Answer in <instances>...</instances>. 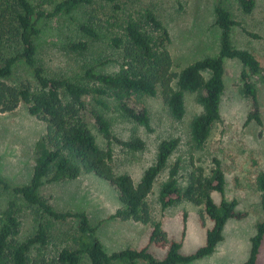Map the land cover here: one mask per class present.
<instances>
[{
	"label": "trees",
	"instance_id": "obj_1",
	"mask_svg": "<svg viewBox=\"0 0 264 264\" xmlns=\"http://www.w3.org/2000/svg\"><path fill=\"white\" fill-rule=\"evenodd\" d=\"M98 1L113 3L136 0H60L53 9L46 5L53 0H0V112H13L20 103L29 105V112L47 123L45 134L35 144V165L29 183L15 185L0 174V186L13 197L0 215V264H191L212 255L224 239L223 231L230 219H243L246 211L237 209L238 200L225 197L226 178L221 160L213 158V168L206 175L203 168L195 167L187 184L181 180L183 161H171L180 139L164 138L157 147L155 161L147 167L137 183L128 172L115 169L114 144L127 151L138 152L146 148L145 140L131 134L129 139L116 135L106 112L115 109L121 115L152 131L151 117L146 109L130 104L133 97L156 96L161 93L171 117L181 120L186 113L185 93L198 92V102L203 111L194 116L190 124L193 143L201 147L207 141L213 124L221 118V101L225 90V58L238 59L242 65L243 92L253 99L255 110L248 121L263 125L257 101V89L251 76L264 82V69L253 52L237 47L233 41V29L239 24L225 7V0H215V21L220 29V49L217 55L194 61L179 73H174L173 58L168 49L170 33L154 10L144 9L134 16L130 14L122 22L107 21L115 27L109 37V46L118 49L120 70L109 72L103 67L108 60L93 58V64L84 65L83 72L73 77L51 76L38 58L37 39L41 34L40 21L59 14H71L84 5ZM243 13H252L256 0H237ZM97 24L80 22L78 27L93 40L101 39ZM116 26H119L120 31ZM250 33V32H249ZM256 37L257 34L250 33ZM69 48L83 54L90 47L88 40L70 42ZM20 63L32 70L34 83L27 79L10 81ZM91 64V63H90ZM176 81L177 86H174ZM92 101L88 102L87 98ZM90 107L100 133L106 140L102 147L84 119L83 111ZM194 165V163L192 164ZM167 170V178L159 190L162 209L181 201L204 205V211L213 225L208 228L206 241L195 252H181L182 242L170 239L161 222L152 219L148 196L155 180ZM83 172H93L107 180L118 190L122 207L111 218L132 219L152 223L150 243L164 241L168 249L163 258H157L149 244L140 248H125L108 252L96 234L87 213L59 211L40 195V188L51 182L73 180ZM184 179V178H183ZM264 191V173L259 178ZM222 195L217 202L213 193ZM20 196L26 206H36L37 212L55 220H77L75 241L78 247L64 246L51 261L44 255L32 259L31 252L49 243L48 225L35 217L37 227L24 240L18 235L22 221ZM262 205L264 208V194ZM205 222V220H204ZM264 241V221L257 225V233L251 238V251L244 264H259L258 257Z\"/></svg>",
	"mask_w": 264,
	"mask_h": 264
},
{
	"label": "rangeland",
	"instance_id": "obj_2",
	"mask_svg": "<svg viewBox=\"0 0 264 264\" xmlns=\"http://www.w3.org/2000/svg\"><path fill=\"white\" fill-rule=\"evenodd\" d=\"M58 1L53 0V3L46 5L47 9H53ZM119 4L120 7L116 9L113 3L98 1L81 6L71 14H59L41 20L42 31L37 39L38 58L46 72L51 76L73 77L83 72L84 65H92L93 58L109 59L103 69L113 73L119 71L123 59L119 58L118 49L109 46V37L115 27L108 25L107 21L120 23L130 14L136 16L146 8L154 10L169 30L168 49L173 58L174 73H179L196 60L219 52L220 29L215 21V0H136ZM224 5L239 22L233 29L234 44L253 52L264 69V0H256L255 9L249 14L243 13L237 0H225ZM80 22L92 25L95 22L102 33L101 39L93 40L80 31ZM116 28L120 31L119 26ZM80 40L90 43L83 54L68 46L70 42ZM225 66L221 118L213 124L207 141L201 147L195 146L190 134L194 116L203 111L198 102V92L185 93L186 113L181 120L171 117L161 93L131 98V105L148 111L152 131L115 109L105 113L116 135L129 139L135 132L146 142V148L138 152L127 151L119 144L113 145L116 171L128 172L136 183L140 181L144 170L155 161L158 144L164 138L180 139L171 161L182 159L181 180L184 184H187L195 167L203 168L208 176L213 168V158L221 160L226 178L225 197L236 198L237 209L248 214L243 219L228 220L223 231L224 239L217 245L215 252L191 264H244L250 255L251 238L257 233V225L264 221V191L258 180L264 173V82L258 76H251L257 89L259 112L263 120V125H260L255 120L248 121L249 114L255 108L253 99L243 92L242 63L238 59L225 58ZM22 79L34 83L32 70L20 63L10 81L20 82ZM174 86H177L176 81ZM87 100L92 101L89 97ZM28 108L27 103H20L13 112H0V174L15 185L30 182L36 158L35 144L46 132L45 120L31 114ZM83 116L99 144L104 147L106 140L89 106L83 111ZM167 174L168 171L164 170L157 177L148 196L152 219L161 222L170 239L182 242V253L191 254L205 243L207 230L213 222L206 216L204 205L189 201L162 209L159 190ZM40 195L56 210L87 213L97 236L110 253L125 248L140 249L149 244L152 223L111 218L122 207L119 192L110 182L93 172H83L73 180L46 183L40 188ZM213 196L217 202L222 199V195L217 192ZM12 197L10 191L0 186V215ZM17 200L22 208L20 240L34 233L36 216L49 226V243L43 248L36 247L31 252L32 259L44 255L51 261L64 246L78 247L74 238L77 232L76 219L55 220L37 212L36 206H26L20 196ZM167 249L168 244L164 241L149 244V250L157 258H163ZM258 263L264 264V241ZM83 264H89L86 258ZM116 264L126 263L118 261Z\"/></svg>",
	"mask_w": 264,
	"mask_h": 264
}]
</instances>
